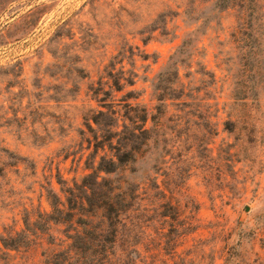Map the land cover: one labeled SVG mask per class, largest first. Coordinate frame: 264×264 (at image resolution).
<instances>
[{
  "label": "rangeland",
  "instance_id": "374dc122",
  "mask_svg": "<svg viewBox=\"0 0 264 264\" xmlns=\"http://www.w3.org/2000/svg\"><path fill=\"white\" fill-rule=\"evenodd\" d=\"M211 5L0 0V236L51 213L49 190L65 200L58 180L73 185L92 172L84 116L102 108L100 84L109 90L114 78L134 77V85L110 99L124 103L135 90L129 101L152 109L158 104L153 82L189 39L193 47L178 53L181 84L193 89L197 98L190 101L199 107L179 119L184 98L169 101L176 146L152 148L153 188L141 197L154 203L156 221L143 244L155 248L154 264H226L228 258L264 264V87L249 108L253 135L238 141L228 129L237 119L230 115L235 82L247 78L232 42L238 22L235 11L218 13ZM30 245L9 250L0 240V264H43L44 251L54 248L47 235Z\"/></svg>",
  "mask_w": 264,
  "mask_h": 264
},
{
  "label": "trees",
  "instance_id": "16d2710c",
  "mask_svg": "<svg viewBox=\"0 0 264 264\" xmlns=\"http://www.w3.org/2000/svg\"><path fill=\"white\" fill-rule=\"evenodd\" d=\"M210 1L218 13L231 10L236 13L238 23L232 33V42L241 55V75L247 78L235 82L230 115L237 119L231 121L232 126L228 129L238 133V141L242 137L249 140L253 135L249 108L253 101L259 102L258 91L264 87V0ZM187 40L178 53H187L193 47ZM178 53L171 57L170 63L153 82L158 104L152 109L129 101L137 98L135 90H129L123 96L124 103L110 99L114 97L113 91H122L126 84L134 85V77L114 78L108 85L112 88L109 90L100 84L95 91L96 99L100 107L107 110L90 108L84 116L90 132L86 138L89 142L87 149L93 146L86 168L92 172L73 185L58 180L65 200L53 189L49 190L52 212H40L32 224L30 218L25 219L26 228L21 232L0 236L4 248L16 251L29 248L31 243H38L47 235L48 243L54 248L44 251L43 264L155 263L156 255L152 253L155 248L151 243L143 244L147 230L156 221L155 209L151 207L154 203H143L145 198L141 197L153 188L152 148L176 146L173 136L176 128L169 124L171 118L166 117L169 107L174 104L169 101L184 98L179 104L184 107L180 111H185V115L175 114L179 119L193 114L192 109L199 107L190 101L197 98L193 89L186 92L188 88L181 84L179 62L184 56L181 60ZM205 75L210 76L209 73ZM214 80L216 82V77ZM108 100L113 101L108 103ZM114 104L121 107L117 109ZM208 117L206 115L207 121ZM238 122L242 125L239 126ZM190 133H186L188 139ZM100 151L105 153L97 160ZM140 190L144 191L140 193ZM159 215L165 217L168 214L161 211ZM53 230L60 232L62 237L55 236ZM143 250L149 254L142 255ZM233 259L228 258L226 264H240Z\"/></svg>",
  "mask_w": 264,
  "mask_h": 264
}]
</instances>
